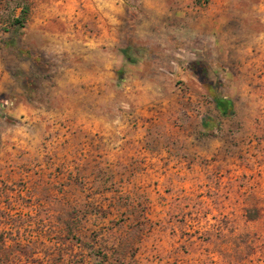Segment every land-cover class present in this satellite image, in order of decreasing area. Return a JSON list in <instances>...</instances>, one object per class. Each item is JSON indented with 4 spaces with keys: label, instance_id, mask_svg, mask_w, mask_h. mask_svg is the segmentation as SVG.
I'll return each instance as SVG.
<instances>
[{
    "label": "rangeland",
    "instance_id": "374dc122",
    "mask_svg": "<svg viewBox=\"0 0 264 264\" xmlns=\"http://www.w3.org/2000/svg\"><path fill=\"white\" fill-rule=\"evenodd\" d=\"M18 1L0 264H264V0Z\"/></svg>",
    "mask_w": 264,
    "mask_h": 264
},
{
    "label": "trees",
    "instance_id": "16d2710c",
    "mask_svg": "<svg viewBox=\"0 0 264 264\" xmlns=\"http://www.w3.org/2000/svg\"><path fill=\"white\" fill-rule=\"evenodd\" d=\"M15 7L19 8L18 13L15 12L16 10H14V12L8 17L9 19H7L6 22L10 25H18L19 27H23L29 13V5L27 3V0H19ZM214 101L215 107L222 117H229L234 113L235 107L232 100L225 97H215ZM203 126L204 128L208 127L207 123L205 122L203 123Z\"/></svg>",
    "mask_w": 264,
    "mask_h": 264
}]
</instances>
